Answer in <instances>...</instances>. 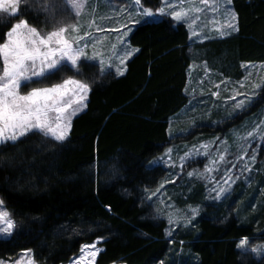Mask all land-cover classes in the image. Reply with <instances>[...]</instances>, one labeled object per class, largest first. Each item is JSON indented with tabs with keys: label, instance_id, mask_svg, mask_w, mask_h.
<instances>
[{
	"label": "trees",
	"instance_id": "1",
	"mask_svg": "<svg viewBox=\"0 0 264 264\" xmlns=\"http://www.w3.org/2000/svg\"><path fill=\"white\" fill-rule=\"evenodd\" d=\"M160 2L141 0L153 12ZM232 7L238 31L200 44L191 41L186 24L140 14L125 42L132 49L129 59L111 65L83 62L81 75L67 71L45 81L44 86H52L72 76L89 84L87 107L62 142L29 133L0 146V198L16 225L11 238H0V261L31 251L38 264H66L82 246L100 241L95 264H264V256L239 246L245 238L249 243L264 240V173L253 174L248 190L245 175L239 178L242 187L233 199L243 197L236 213L230 211L233 200L216 208L207 203L192 229L170 237L168 221L153 217L148 208L149 197L171 172L179 175L175 184L183 182L167 188L183 191L178 203L205 204V184L186 180L202 159L175 170L158 159L193 135L205 140L209 133L227 134L234 126H211L221 118H208L212 103L195 104L191 111L197 99L190 88L193 64L205 61L217 80L235 83L242 79L244 65L264 63V0H233ZM0 16V44L19 19L39 30L42 23L50 24L45 14L29 11L27 5L16 16ZM2 65L0 58V69ZM263 100L261 93L258 109ZM254 156L261 168L264 146L255 147ZM238 169L236 165L237 174ZM251 194L256 198L249 202Z\"/></svg>",
	"mask_w": 264,
	"mask_h": 264
},
{
	"label": "rangeland",
	"instance_id": "2",
	"mask_svg": "<svg viewBox=\"0 0 264 264\" xmlns=\"http://www.w3.org/2000/svg\"><path fill=\"white\" fill-rule=\"evenodd\" d=\"M76 2L83 5L79 15H76L70 4L65 3L64 0H59L55 10V19H52L42 10V5H48L52 3V0H38L35 3L33 0H28L27 3L21 0L19 8L27 5L29 11H38L48 17V23L50 24L42 23V29L37 28L38 31L50 32V30H54V24L61 20L65 21V25L61 26H75L78 31H72L69 28L65 35L75 42L74 46L81 47L85 51V56L81 58L79 65L83 62L101 64V61L104 62L103 64L111 65L115 59L119 63L129 59L131 55H128V53H131L132 49L127 48L125 43L128 31L140 22L139 15L142 14V8L135 5V0H76ZM159 5V10L152 11L153 15L147 18L153 20H157L159 16L172 18L170 13L174 10L185 11L186 16L178 22L187 25L193 43L200 44L210 40H220L232 34V29L227 25L234 23L231 21L226 7L230 10H233V7L232 5L226 6L223 0H208L207 4L202 3V0H161ZM142 6L144 7V5ZM161 8L164 9L163 14L160 12ZM0 14L10 16L6 13ZM113 29H118V31ZM124 33L127 34L124 35ZM111 39L113 42L107 48V43ZM2 68L0 72H2ZM243 69L242 79L233 83L222 78L217 80L205 61L195 62L191 68L190 88L193 90L191 95L197 98L194 101L195 103L193 102L191 105V111L195 112V104H202L205 107L206 104L212 103L214 105L213 112L208 113V118L215 115H219L221 118L214 121L211 126L223 127L224 122H233L234 126L227 130V134L222 135L221 132L209 133L204 137L205 140H200L198 138L199 134L193 135L195 123L192 122L189 134L193 137L170 148L161 159H158L159 162L157 163L163 162L173 170L184 163L202 159L203 163L193 167L186 180H194L196 183L200 180L205 184L204 187H207L206 196L203 199L205 204L192 206L185 202L186 204L182 205L178 201L181 200L180 196L183 191H178V188L175 190L173 188V191L171 188H167L172 185L180 187L183 182L174 183L179 176L175 172L166 175L157 192L149 197L152 206L149 205L148 208L153 217L164 218L168 223L169 214H172L174 222L169 223L168 237L172 232L179 229L188 227L192 229L194 221L206 210L204 207L207 203H211L216 208L220 204L233 200L234 203L230 211L236 213L238 203L243 197L241 195L239 201L233 199V195L241 186L239 178H243L245 175L243 181L246 186L243 187L248 190L247 187L253 183V174L257 172L264 173V164L259 168L257 167L256 158L253 159L255 157L254 148L264 146V100L260 109H258L260 106L258 108L255 106L260 94L264 93V63L246 64ZM241 84L244 87H241ZM255 85H259V87H255ZM24 91V89H21L22 94ZM213 93H218V95H213ZM236 93H240V95H236ZM234 96L235 99H233ZM240 100H244L245 105L242 108L235 107ZM84 103L86 104L87 100ZM73 107H76V105H73ZM83 111H79L72 116L71 122ZM50 115L55 117L56 114L50 113ZM250 133L251 135H249ZM180 134L183 133L180 132ZM3 144H0V146ZM221 156L224 157L223 160L220 159ZM241 157L243 158L241 159ZM236 165L239 167V174L234 170ZM190 173L191 175H189ZM186 193L189 196L192 191ZM260 193L263 194V191ZM260 196H257V198L260 199ZM254 197L256 198V194H251L249 202L253 201ZM0 201H2L1 198ZM0 209L7 211L11 218V213L4 206V203L0 204ZM192 209L198 210L194 218ZM14 232L15 229L10 236L0 234V238L9 239ZM247 241L248 243L243 247L240 246L241 241L239 242L242 251L256 256H264V240L255 242L252 240L250 243L249 240ZM99 242L95 241L92 244H87L89 246L95 245V248H84L83 252L80 251L76 257L66 264H95L99 251L95 257L91 253L96 249H100ZM253 248L257 249V252H252L251 249ZM18 261L19 264H30V262L31 264H38L31 251H26L12 260H1L0 262L2 264H17Z\"/></svg>",
	"mask_w": 264,
	"mask_h": 264
},
{
	"label": "snow or ice",
	"instance_id": "3",
	"mask_svg": "<svg viewBox=\"0 0 264 264\" xmlns=\"http://www.w3.org/2000/svg\"><path fill=\"white\" fill-rule=\"evenodd\" d=\"M24 2L27 3L28 0ZM58 2L59 0H52V3L42 5V10L52 19H55ZM64 2L70 4L76 15L80 14L83 7L81 3H77L76 0H64ZM223 2L226 6H230L233 0H223ZM20 3L21 0H0V13L16 16ZM202 3L207 4L208 0H202ZM135 5L142 8L144 16L153 15L151 10L143 8L141 0H135ZM226 11L231 20L237 19L235 11L227 7ZM160 12L163 14L164 9L161 8ZM186 14L185 11L178 10L170 13L172 19L176 21L182 20ZM3 22L4 17L0 16V23ZM61 25H65L64 20L54 24V30L42 32L30 26L27 20L19 19L6 33V42L0 44V58L3 61L2 72H0V144L8 141L16 142L28 133H39L46 138L63 141L71 127V117L87 107L84 101L87 100L90 86L80 79L65 76L61 77L62 82L44 86L46 80L62 72L71 71L73 76L81 75L79 62L85 56V51L81 47L74 46L75 42L65 35L69 28L72 31H78V29L73 25ZM227 26L238 31L236 25L232 23ZM113 30L118 31V29ZM103 63L101 61V65ZM116 71L120 75L124 74L119 67ZM241 87L244 85L241 84ZM21 89L25 90L23 94ZM244 105L245 101L240 100L235 107L242 108ZM50 113H55V117H52ZM223 158V156L220 157L221 160ZM2 203L0 201V204ZM192 212L194 218L198 210L192 209ZM173 222V216L170 213L169 223ZM15 227L9 213L0 209V234L10 236ZM247 243L245 238L240 246L243 247ZM87 247L95 248V245H85L81 251L83 252ZM98 251L100 249H96L91 255L95 257ZM251 251L255 253L257 249L253 248Z\"/></svg>",
	"mask_w": 264,
	"mask_h": 264
},
{
	"label": "crops",
	"instance_id": "4",
	"mask_svg": "<svg viewBox=\"0 0 264 264\" xmlns=\"http://www.w3.org/2000/svg\"><path fill=\"white\" fill-rule=\"evenodd\" d=\"M230 19H231V17H230ZM231 21H233V23H234V25H236V20H231ZM131 30V29H130ZM129 30V31H130ZM234 32H236V31H234V30H232V33H234ZM112 43V42H111ZM111 43L108 41V43H107V48H109L110 46H111ZM106 46V45H105ZM124 70V69H123Z\"/></svg>",
	"mask_w": 264,
	"mask_h": 264
}]
</instances>
